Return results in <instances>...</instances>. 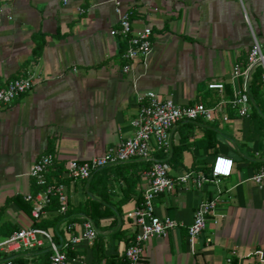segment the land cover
<instances>
[{
  "label": "crops",
  "instance_id": "1",
  "mask_svg": "<svg viewBox=\"0 0 264 264\" xmlns=\"http://www.w3.org/2000/svg\"><path fill=\"white\" fill-rule=\"evenodd\" d=\"M118 1L130 12L133 30L152 29L151 53L127 73L121 58L125 44L110 34L118 21L114 0H0V80L26 73L34 79L29 91L0 108V225L33 226L18 199L34 192L29 169L40 155L55 154L65 168L69 159L102 154L133 134L130 121L147 91L180 105L218 98L207 88L210 81L225 82L230 93L234 64L246 59L254 38L264 44V0ZM37 33L44 34V46L33 60ZM227 116L180 122L171 130L169 147L153 153L172 177L202 171L217 154L231 157L234 166L220 182V202L195 252L187 226L196 205L217 187L177 185L157 197L156 214L177 224L167 236L148 240L139 264H227L228 257L231 264H264V183L252 180L264 167V126L254 116L231 110ZM212 139L214 146L208 145ZM147 169L145 160L133 157L81 182L66 179L72 210L88 205L92 213L73 210L57 230H47L53 237L59 233L62 242L89 219L98 231L95 242L69 248V255L90 264L120 262L136 230L132 213L147 187ZM57 213L47 209L41 219ZM39 238L41 244L7 258L49 264L48 241Z\"/></svg>",
  "mask_w": 264,
  "mask_h": 264
},
{
  "label": "built area",
  "instance_id": "2",
  "mask_svg": "<svg viewBox=\"0 0 264 264\" xmlns=\"http://www.w3.org/2000/svg\"><path fill=\"white\" fill-rule=\"evenodd\" d=\"M68 0H63L66 4ZM114 9L118 15L117 26L110 29V34L124 42L121 52L122 72L131 70L136 60L144 61L152 51V29L145 25L142 29L133 30L130 12L121 10L120 2L114 0ZM83 12V9H79ZM262 68L264 81V44L253 39V43L242 62H236L230 76V93L226 91L223 81H210L209 90L218 93L219 97L211 101H199L192 104L180 105L171 97L158 98L153 91H147L138 98L135 116L130 124L133 129L131 136L121 139L116 145L108 147L102 154L87 159H69L63 174L72 182L87 180L93 172L106 166L136 157L142 160L150 159V166L146 171L147 187L143 191L141 202L133 210L136 230L126 246L122 260L117 264H139L142 259L146 243L154 236H167L176 226V221L167 216L160 217L155 211V202L162 193L172 192L177 185L184 188L201 189L208 183L217 187L216 194L200 201L194 210L193 221L187 226V240L192 252L196 251V243L206 228L207 221L218 207L222 189L220 182L232 174L233 159L224 154H217L209 164L210 177L201 170L187 171L172 177L167 166L160 160L153 158V153L163 151L169 147L171 130L180 122L186 120L203 119L214 122L219 117L227 120V111L231 110L237 116L248 117L252 113V104L248 98L250 82L255 70ZM239 79L241 84H239ZM34 83L29 73L16 78L0 80V108L12 103L15 99L29 91ZM56 155L45 153L40 155L29 169V176L34 185L39 188L35 192L24 195V200L32 203L31 217L39 220L46 212L50 203V195L55 194L58 199V213H65L69 204V194L65 183L48 182L47 173L50 171ZM252 180L260 186L264 183V167L256 171ZM98 235L96 227L89 219L81 223L77 233H71L67 240L56 242L47 229L33 226L22 227L8 236L0 238V255L5 259L11 252L19 249H29L41 244L39 236L48 241L51 251L49 264H90L80 256L71 257L69 248H74L82 242L93 245ZM210 242V238H206ZM234 254V251L232 252ZM232 258H227L231 264ZM5 264H14L7 262ZM24 264H38L28 260Z\"/></svg>",
  "mask_w": 264,
  "mask_h": 264
},
{
  "label": "trees",
  "instance_id": "3",
  "mask_svg": "<svg viewBox=\"0 0 264 264\" xmlns=\"http://www.w3.org/2000/svg\"><path fill=\"white\" fill-rule=\"evenodd\" d=\"M33 40H34V47L32 48V59L33 60H37L39 58V56L41 55L42 52V48L44 46V34L43 33H37L36 35L32 36ZM262 68L258 67L252 77V80L250 82V87H249V92H248V98L251 101L252 104V113L250 116H254L258 119L260 125L264 126V98L263 95L261 93V89L264 86V81L262 80ZM20 76V75H18ZM18 76H14L12 78H16ZM213 135V132L208 133V137H207V141L210 140V136ZM211 146H214V141L212 139V141L208 144ZM147 167L150 166V159L149 160H145ZM261 165H264V163H261ZM112 166V165H111ZM107 167V166H106ZM105 168V167H104ZM103 169V168H101ZM99 169V170H101ZM63 170L64 167L60 164V163H54L53 168L48 171L47 173V179L48 182H53L56 181V183H60V182H66L65 177H63ZM97 170V171H99ZM97 171L93 172L96 173ZM202 171L205 173L206 176L210 177V173H209V167H204L202 168ZM92 173V174H93ZM39 188H37L35 186L34 192L37 191ZM20 200V205H22V207L28 211L29 213L31 212L32 209V203L27 202V201H22L20 198L18 199V201ZM92 205V204H91ZM86 205L80 207L79 209H73L75 212H83L86 216L91 215V209L88 205L87 208H85ZM58 208V199L57 196L55 194H51L50 195V203L47 205L46 209L51 210V211H56ZM90 209V210H89ZM70 204H68L67 210L65 213H57L55 214L53 217L51 218H47V219H39V220H34L32 225L33 227H36L38 229H47L49 227H51L53 230H57V227L59 226V224L65 219L67 218V216H69L71 214V212L73 211ZM103 213V212H101ZM83 221L86 220V218L82 219ZM19 228H17L15 225H12L10 223H2L0 225V235L2 237L8 236L11 233H13L14 231L18 230ZM56 236H54V240L56 242H60V234L57 233L55 234ZM71 250L68 249V254H71ZM119 260V259H118ZM7 262H12L14 264H24L26 261L20 260L18 262L14 261L13 258H6L5 259V263ZM114 262V260H113ZM118 261L116 260L114 264H117Z\"/></svg>",
  "mask_w": 264,
  "mask_h": 264
},
{
  "label": "rangeland",
  "instance_id": "4",
  "mask_svg": "<svg viewBox=\"0 0 264 264\" xmlns=\"http://www.w3.org/2000/svg\"><path fill=\"white\" fill-rule=\"evenodd\" d=\"M261 93H262L263 98H264V86H263L262 89H261Z\"/></svg>",
  "mask_w": 264,
  "mask_h": 264
}]
</instances>
